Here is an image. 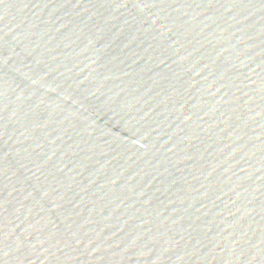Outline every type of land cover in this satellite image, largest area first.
Listing matches in <instances>:
<instances>
[{
  "label": "water",
  "instance_id": "95a60500",
  "mask_svg": "<svg viewBox=\"0 0 264 264\" xmlns=\"http://www.w3.org/2000/svg\"><path fill=\"white\" fill-rule=\"evenodd\" d=\"M0 264H264V0H0Z\"/></svg>",
  "mask_w": 264,
  "mask_h": 264
}]
</instances>
